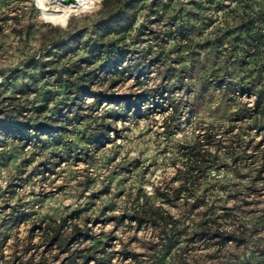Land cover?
Listing matches in <instances>:
<instances>
[{
    "label": "rangeland",
    "instance_id": "obj_1",
    "mask_svg": "<svg viewBox=\"0 0 264 264\" xmlns=\"http://www.w3.org/2000/svg\"><path fill=\"white\" fill-rule=\"evenodd\" d=\"M118 51L130 72L115 80L102 65ZM90 71L99 95L83 98L81 115L118 108L103 96L155 88L160 105L105 114L100 141L90 140L92 117L53 138L4 143L0 264H29V255L67 264L80 250L96 256L80 264H264V113L248 93L256 87L264 100V0H0V112L16 95L29 108L46 103L43 114L25 113L34 121L66 113L72 83ZM95 98L98 107L83 109ZM209 129L208 168L190 197H158L177 185L181 152ZM141 207L165 220L138 222ZM62 217L63 235L77 225L87 236L51 245L40 228Z\"/></svg>",
    "mask_w": 264,
    "mask_h": 264
},
{
    "label": "trees",
    "instance_id": "obj_2",
    "mask_svg": "<svg viewBox=\"0 0 264 264\" xmlns=\"http://www.w3.org/2000/svg\"><path fill=\"white\" fill-rule=\"evenodd\" d=\"M118 13L113 14L110 19L117 21L119 18ZM249 40L250 42L254 41L257 44H261V40L257 39L255 36H249L248 42ZM93 45H96V43H93ZM95 51L96 50H93L92 48L91 53ZM123 56V52L121 51H118L114 54H108L104 65H102V68H104L105 71L113 77L112 79L116 80L122 78L125 76V73L128 74V72H130L128 70V66L122 64L124 58ZM90 74H92L91 71L85 72V74L78 77L80 78L79 81L72 83L69 91V99L66 103H64L65 107L68 109L66 113L62 112L61 108H58L56 109V114L43 116L42 119L34 121L31 116L26 117L25 113L31 111L43 114L46 111V103L38 104L37 106H33V108H29L24 106V104H20V102H18L19 97L16 95L3 97L7 104L6 109L0 112V157L3 153V144L9 140L23 142L25 140L32 141L35 139L40 141L47 136L53 138L56 135H63L64 133L68 132V125L74 122L80 123L78 121L83 120V118H92L93 116H90V113H85L83 115L79 114V111L82 107L80 105L81 102H83L82 100L85 96L99 95L98 92H93L90 89V84L93 80V76H90ZM245 89L248 90L250 88L247 87ZM261 92L262 91L260 89H256V87L254 89L252 88V90L248 92L250 95H256V100L254 102L255 105L252 109L254 113H259V111L264 113V100L262 98L263 94ZM160 95H162V89L155 88L149 90L148 92L136 94L133 97L126 96L123 99H120L119 96H103L108 101L112 100L113 103H116L118 108H116V110L113 108H106L104 109L103 114L93 117L94 120H92V127H90L92 131L90 140L92 142L100 141V139L105 135L109 125L104 122L106 117L105 114L109 115L111 119H117L125 116L126 113L130 111L131 107L135 105L137 106L141 102H144L145 104L150 103L151 105H160L158 100H156ZM172 103V101L169 102L170 107L173 106ZM98 105L99 99L95 98L91 104L87 105L83 109L86 110L87 108H90V106L96 108ZM68 114H70V116ZM232 129L233 127H231L230 130H227L228 133L232 132ZM206 131L207 129L205 132ZM216 135L217 131L210 130L208 134L204 133L202 137L198 136V138L192 144L184 148V150L181 152L182 154L180 163L176 167L175 176L171 180V183L176 181L177 185L166 188L167 193L156 192L158 197L163 198L170 195L173 197H181L187 201V199L190 197L187 194V189L193 186L198 173L204 168H208V166L205 165V162L207 161L208 157L211 156L209 149L214 145L212 141L215 140ZM261 158H263V160L261 161V165L258 166V174H264V153L261 154ZM192 189L194 191L197 190V188ZM201 205L202 204H197L194 208H198ZM141 209L142 210L139 212L140 216L136 217L140 223L141 221L153 220V222H155L157 220H165V217L162 216V214H160L157 209L153 210L148 208L145 210L144 207H141ZM24 216L25 214H21V219H23ZM66 219V217H62L58 221H53V226H51L50 223H46L44 226H42L43 228H40L41 233L44 234V237L48 239L51 245H57L60 248H64L67 244L68 237L70 239L77 237L85 238L87 236V228H78L77 225H74V228L71 229L72 232L70 235H63L62 233L64 228L62 227L65 225ZM170 223L171 222L165 221V225ZM30 243V241H27L25 244L26 246L24 248V253H28L30 250ZM78 253L75 254V252H72L67 258V264H80L82 262L89 261L90 259H95L96 257L92 252L88 253L80 250ZM133 255L134 254H131L129 257ZM25 261L29 264H46L40 259V257L35 260V257L31 255H29ZM96 261L98 263V260Z\"/></svg>",
    "mask_w": 264,
    "mask_h": 264
},
{
    "label": "bare ground",
    "instance_id": "obj_3",
    "mask_svg": "<svg viewBox=\"0 0 264 264\" xmlns=\"http://www.w3.org/2000/svg\"><path fill=\"white\" fill-rule=\"evenodd\" d=\"M53 1L55 5L64 7V8H69L74 3V0H53Z\"/></svg>",
    "mask_w": 264,
    "mask_h": 264
}]
</instances>
